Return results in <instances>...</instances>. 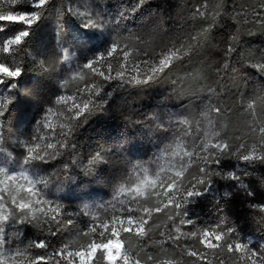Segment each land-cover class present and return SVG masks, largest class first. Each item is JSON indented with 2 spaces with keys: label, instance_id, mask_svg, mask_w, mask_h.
<instances>
[{
  "label": "snow or ice",
  "instance_id": "1",
  "mask_svg": "<svg viewBox=\"0 0 264 264\" xmlns=\"http://www.w3.org/2000/svg\"><path fill=\"white\" fill-rule=\"evenodd\" d=\"M146 4L147 0H128L110 13L97 11L99 5L87 4L75 11L80 21L79 39L84 52L91 55H86L83 63L70 62L69 75L58 85L61 91L49 101L32 131L17 138L19 154L7 153L0 158V264H213V258L219 264H225V258L234 264H264V238L253 241L240 237L235 224L229 223L228 211L233 195L242 192L253 198L251 202L245 199L248 208L264 214V202L255 201L257 192L245 180L254 174L257 164H264V89L242 101V111L252 117L247 139L234 144L218 127L228 109L218 102L222 89L216 86L239 56L238 31L223 41L222 61L204 85L199 117L169 114L166 126L154 117L170 136L167 143L158 145L151 160L133 163L126 157L127 166L121 174L106 179L102 175L105 170L97 167L104 162L103 151L83 158L77 155L78 130L89 116L105 110L115 90L166 78L186 57L199 52L208 39V22L224 11L220 4L210 6L211 0H202L190 11L191 23L179 32L169 26L164 33L163 17L156 12L148 13L156 17L155 27L135 30L130 21H135L138 13L144 15ZM55 7L54 0H0V33L4 34L0 54L14 57L23 51L34 27ZM254 14L257 22L264 24V3ZM197 20L204 23L196 25ZM63 30V23H58V49L62 48ZM95 34H99L100 47L92 43ZM64 60H68L67 55ZM253 66L264 74V59ZM51 67L48 60L40 61L42 71ZM24 71L16 59L9 63L0 58V119L20 94ZM70 84L74 88L70 89ZM23 94L31 96L33 90L23 88ZM130 139L115 142L112 151L132 157L135 145L125 147ZM5 152L0 146V153ZM225 160H235V164L229 168ZM193 165L195 170L190 171ZM81 174L91 178L84 182L85 188L110 183L112 199L100 204L81 203L74 211L50 197L49 189H60ZM214 178L230 183L220 192ZM261 182L264 184V177ZM199 201L210 203L217 213L214 226L197 225L192 206ZM81 215L88 218L85 226L74 238L54 247L49 238L57 237L75 223L73 217ZM158 220L164 221L165 230L159 232L163 240L154 241ZM27 226L36 232L26 236ZM133 239L138 246L133 245ZM145 239L158 245L172 242L180 259L162 246L155 254L147 252L148 245L140 244Z\"/></svg>",
  "mask_w": 264,
  "mask_h": 264
},
{
  "label": "trees",
  "instance_id": "2",
  "mask_svg": "<svg viewBox=\"0 0 264 264\" xmlns=\"http://www.w3.org/2000/svg\"><path fill=\"white\" fill-rule=\"evenodd\" d=\"M121 3L127 4L128 0H54L55 8L38 23L33 29L30 43L14 57L8 54H0V58H6V62L16 59L25 70L20 80L21 92L15 98L12 105L8 106L5 118L0 119V146L6 149L0 153L4 158L7 153L19 154L21 149L16 144L17 138H23L35 126L37 120L43 116V110L49 101H54L58 87L64 77L68 76L67 69L72 64L83 63L86 55L83 41L79 39L80 21L75 16V11L83 10L87 4L99 5V10L104 12L115 11L116 6ZM202 3V0H147L144 15L137 14L135 21H130L136 26L135 30H150L155 27L156 17L148 15L156 12L163 17V32H168L169 26L180 31L188 21L191 10ZM264 0H211V5L220 4L223 8L221 15L210 20L207 36L208 39L199 52L185 58V62L170 70L166 78L158 80L150 85L142 87H129L113 92L109 104L104 111H98L89 116L78 130L75 143L77 155L83 158L88 153L100 150L105 153L104 162L99 164L98 169H104L102 175L107 178H116L127 166V158L133 163L149 161L158 150V145L167 143L166 139L170 133L159 126L162 122L165 126L169 123V114H184L186 116L199 117L201 109L200 97L204 95V85L212 78L213 69L223 57V41L231 33L239 32L241 43L239 45V56L229 65V70L216 87L221 90L218 102L228 109L227 117H222L218 122L221 134L230 139L234 144L247 139L252 124V117L242 111L241 104L246 97H251L264 89V74L259 73L253 66L256 62L264 59V24L257 22L254 14L261 9ZM151 5V7H148ZM109 6H112L111 8ZM60 9V12H57ZM68 10H71L70 12ZM169 17L171 19L169 20ZM63 23L64 30L61 35L62 48L58 49L57 24ZM196 25L204 23L195 21ZM9 28H19L20 25H9ZM8 34H11L10 32ZM4 34L0 33V37ZM99 34L93 36L92 43L95 47L101 44L97 39ZM124 35H128L124 33ZM68 60H64V56ZM48 60L52 65L49 71H42L40 61ZM2 87V86H0ZM74 88V84L68 86ZM23 88L33 90L31 96L23 94ZM259 114V109L257 110ZM159 117V122L154 119ZM259 119V115L257 116ZM126 137L131 139L125 142V147H132L133 156L128 157L125 152L121 155L112 151L113 144L124 141ZM86 162V161H85ZM224 164L231 168L235 160H225ZM195 165L190 171L195 170ZM77 171H80L77 169ZM254 174L245 180L257 192L256 202H264V164H257L253 169ZM90 177H80L71 182H65L60 189H49V195L53 200L63 202L70 206V210L78 211L75 205L81 203L100 204L112 199V186L110 183L89 184L85 188L84 182ZM216 188L222 192L224 186L230 182L214 178ZM245 199L250 202L253 198H246L243 193L234 194L229 202V223L235 224L240 237L244 239L260 240L264 238V214L248 208ZM194 217L199 227L214 226L217 223V213L212 205L206 201H199L192 206ZM75 223L67 226L58 233L57 237H50L54 241V247H60L69 239L74 238L76 233L85 226L88 218L83 215L72 218ZM159 228L152 234V240L160 241L163 237L159 235L164 229V221L158 220ZM36 229L27 226L25 235L30 236ZM191 241H189L190 243ZM134 246L135 239L132 241ZM147 244L146 251L155 254L159 247L169 250L170 254L180 259L179 250L173 249L172 242L163 245L152 243L148 239L140 241ZM126 247L128 245H125ZM38 251V250H36ZM99 255V254H98ZM185 260L191 258L184 257ZM103 264V262H101ZM213 264H219L213 258ZM225 264H234V261L225 258Z\"/></svg>",
  "mask_w": 264,
  "mask_h": 264
},
{
  "label": "rangeland",
  "instance_id": "3",
  "mask_svg": "<svg viewBox=\"0 0 264 264\" xmlns=\"http://www.w3.org/2000/svg\"><path fill=\"white\" fill-rule=\"evenodd\" d=\"M253 241H257V240H255V239H252Z\"/></svg>",
  "mask_w": 264,
  "mask_h": 264
}]
</instances>
